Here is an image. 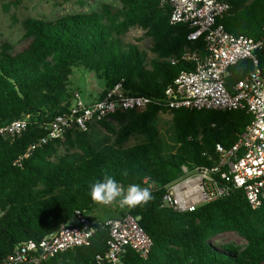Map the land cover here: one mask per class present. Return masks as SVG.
Returning a JSON list of instances; mask_svg holds the SVG:
<instances>
[{"label":"trees","instance_id":"trees-1","mask_svg":"<svg viewBox=\"0 0 264 264\" xmlns=\"http://www.w3.org/2000/svg\"><path fill=\"white\" fill-rule=\"evenodd\" d=\"M221 1L230 9L218 23L232 33L264 39V0ZM171 13L166 0H121L118 8L104 4L52 21L29 17L21 22L26 47L19 52L9 43L0 47V129L28 116L21 135H0V263L28 240L39 241L74 224L78 212L95 220L88 213L98 211L99 204L92 201L90 188L110 175L125 189L135 183L153 196L146 205L116 210L136 217L153 243L146 259L127 250L120 264H264V202L252 209L239 191L189 213L175 212L162 202L165 187L179 176L183 164L210 165L217 145L230 147L238 141L252 120L246 110L169 111L152 104L115 113V123L96 124L111 138L100 139L93 125L86 132L68 131L63 140L36 147L24 157L45 136L46 125L70 110L69 81L75 70L104 82L98 99L118 84L126 95L161 97L188 67L171 65V58L186 49L205 54L202 39L187 40L189 25L170 24ZM135 27L153 41L150 64L145 52L125 40ZM258 58L264 76V47ZM252 69L250 61L232 66L227 88ZM161 113L172 116L168 140L156 125ZM135 136L142 141L126 147ZM61 148L64 155H59ZM150 182L157 188H150ZM227 233L237 234L245 244L215 241ZM108 239V229L99 227L89 245L42 264H95L107 252Z\"/></svg>","mask_w":264,"mask_h":264},{"label":"built area","instance_id":"built-area-1","mask_svg":"<svg viewBox=\"0 0 264 264\" xmlns=\"http://www.w3.org/2000/svg\"><path fill=\"white\" fill-rule=\"evenodd\" d=\"M171 8V25L186 24L191 28L187 40H203L205 54L186 49L169 62L188 67L174 78L161 97L126 95L121 84L116 85L102 99L85 104L78 93L68 112L57 115L44 128L46 134L27 154L55 140H63L71 130L89 131L90 127L112 115L132 109H146L159 105L165 109L189 110H246L252 117L230 146H216V158L210 165L183 164L179 176L165 187L163 207L178 213L196 211L200 206L226 197L230 192H242L252 209L264 202V76L259 67L258 53L264 39L252 38L228 31L217 20L230 9L221 0H166ZM250 61L253 69L246 77L227 88L230 68ZM246 66V63H244ZM28 126V116L0 129V135L14 138ZM19 161L15 162L19 163ZM148 183V179L144 180ZM150 188L157 184L150 182ZM126 190V189H125ZM103 207L120 209L118 202ZM77 213L74 224L61 228L39 241L28 240L0 264H42L76 247L87 246L99 227L108 229L107 252L97 257L95 264H120L127 250L146 259L153 243L138 219L130 213L117 214L105 220H91Z\"/></svg>","mask_w":264,"mask_h":264},{"label":"rangeland","instance_id":"rangeland-1","mask_svg":"<svg viewBox=\"0 0 264 264\" xmlns=\"http://www.w3.org/2000/svg\"><path fill=\"white\" fill-rule=\"evenodd\" d=\"M104 4L118 8L121 5V0H0V47L4 43H9L14 47L15 52L22 51L26 47L27 42L24 40V30L21 25L25 18L52 21L68 14L89 13L99 10ZM125 40L136 44L141 51L145 52L146 60L150 64L151 59L155 57L151 51L153 41L145 36L142 29L138 27L132 28L126 35ZM104 90V82L98 80L93 73H88L83 69L75 70L70 77L69 91L73 95L72 105L76 93L80 95L81 100L85 104H89L94 99L99 98ZM171 120L172 116L170 113H161L156 121V125L165 140H168L170 134ZM108 121L115 123L112 119ZM96 126H98L100 131L98 134L100 139L111 138L99 125ZM142 139V137H132L125 146H134L141 142ZM65 153L66 150L61 148L59 155H64ZM98 209V211L88 213V215L95 220L116 217L113 207L98 205ZM215 241L231 242L237 246L245 244V240L235 233L224 234Z\"/></svg>","mask_w":264,"mask_h":264},{"label":"clouds","instance_id":"clouds-1","mask_svg":"<svg viewBox=\"0 0 264 264\" xmlns=\"http://www.w3.org/2000/svg\"><path fill=\"white\" fill-rule=\"evenodd\" d=\"M90 195L93 202L102 205H111L118 202L121 208H134L148 204L152 199L149 188L139 184H130L125 188L112 176L106 175L103 180H98L91 185Z\"/></svg>","mask_w":264,"mask_h":264},{"label":"crops","instance_id":"crops-1","mask_svg":"<svg viewBox=\"0 0 264 264\" xmlns=\"http://www.w3.org/2000/svg\"><path fill=\"white\" fill-rule=\"evenodd\" d=\"M97 99H98V98H97ZM97 99H94L93 101H95V100H97ZM93 101H92V102H93ZM90 103H91V102H90ZM113 208H114V207H113ZM113 211H114V213L116 214V209H115V208L113 209ZM116 216H117V214H116ZM112 218H113V217H112ZM107 219H108V218H107ZM103 220H105V219H103Z\"/></svg>","mask_w":264,"mask_h":264}]
</instances>
